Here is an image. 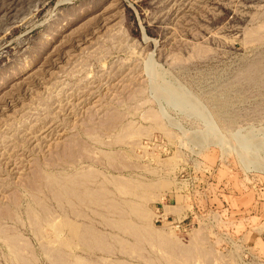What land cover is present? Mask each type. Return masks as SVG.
I'll use <instances>...</instances> for the list:
<instances>
[{"label":"rangeland","instance_id":"374dc122","mask_svg":"<svg viewBox=\"0 0 264 264\" xmlns=\"http://www.w3.org/2000/svg\"><path fill=\"white\" fill-rule=\"evenodd\" d=\"M0 264H264V0H0Z\"/></svg>","mask_w":264,"mask_h":264},{"label":"bare ground","instance_id":"6f19581e","mask_svg":"<svg viewBox=\"0 0 264 264\" xmlns=\"http://www.w3.org/2000/svg\"><path fill=\"white\" fill-rule=\"evenodd\" d=\"M249 161V160H248ZM253 165V164H252ZM255 165V164H254Z\"/></svg>","mask_w":264,"mask_h":264}]
</instances>
